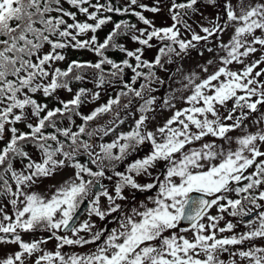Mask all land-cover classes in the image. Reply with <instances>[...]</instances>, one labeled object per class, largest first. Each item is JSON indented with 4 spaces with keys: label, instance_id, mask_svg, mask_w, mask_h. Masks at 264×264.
Segmentation results:
<instances>
[{
    "label": "snow or ice",
    "instance_id": "1",
    "mask_svg": "<svg viewBox=\"0 0 264 264\" xmlns=\"http://www.w3.org/2000/svg\"><path fill=\"white\" fill-rule=\"evenodd\" d=\"M67 3L95 23L77 21L76 13L66 11L61 0H0V140L4 139L6 131L11 134L8 143L0 149V196L9 197L8 203L13 209L10 215L4 206H0V243L19 247V251L0 261V264H56L57 261L59 264H225L219 259V254L229 252L228 246L264 239V210H261L264 209V203H261L264 202V159L258 161V158L264 157V151H261L264 128L255 133L248 132L245 124L254 113L258 115L252 122L255 125L264 124V112L260 111L264 107V80L259 79L264 76V69L255 71L264 63V56L252 63H245L242 59L256 53V45L264 48V3L245 7L241 0L237 14L230 0H226V20L233 22L234 34L227 44L219 45L226 52L220 57L222 66L202 80L194 73L186 76L188 83L184 89H192V94L185 98L189 106L174 111L155 132L147 130L149 116L146 113L154 111L152 106L156 98L150 96L144 99L145 91H154L151 83L159 80L152 69L157 66L164 68L162 58L167 57L165 62L171 63L173 55L180 57L195 48L196 43L207 42L217 36L223 25L218 21L210 22V26L201 25L205 35L196 33L184 16L198 11L195 7L198 0L183 3L173 0L169 11L174 23L165 28H156L152 21L132 6L138 5L153 13L159 12L160 8H149L138 4V0H129V5L124 8L114 7L110 0L105 3L97 0L95 4L92 0H67ZM208 3L215 4L216 0H208ZM89 8L95 11L90 12ZM129 11L150 26L151 31L136 29L134 24L121 20L115 22L112 31L103 42H99L95 33L112 21L110 15L101 13L125 14ZM64 17H69L73 23H68ZM177 24L191 33L190 40L181 38ZM133 30L140 34L133 35L132 39L141 45L152 47L150 41L153 38L162 43L153 62L142 60V48L129 51L117 43L119 36ZM88 32L93 33L89 39L78 38ZM45 45L50 48L48 52H42ZM69 46L90 49L100 59L96 63L73 61L66 70L53 68L54 62L65 59L57 50ZM110 47L134 58L135 66L128 59L120 63L110 59L106 55ZM207 50L213 51L212 48ZM234 62L244 67L232 70L229 66ZM104 65L111 66L112 71L108 75L119 77L123 89L127 91L122 89L115 98L88 115L78 111L83 103L82 97L87 94L84 88L79 89L71 100H60L62 106L53 109H48L46 104L34 98L36 93L51 96L58 89L71 92L70 80L83 79L81 75H71L74 69H96L99 73L97 85L110 83L106 80ZM125 68L134 73L131 83L123 82ZM140 68L149 71H138ZM203 71L208 69L205 67ZM140 77L145 83L137 89L133 85ZM197 80L200 82L197 83ZM159 82L164 83L162 80ZM129 93L144 100L135 126L127 133L119 134L113 142L100 144L98 152L93 151L94 145L81 139L86 133L87 123L99 115L113 112V106H120V97ZM98 97L99 93H94L93 98ZM172 98L170 96L164 101L166 107H175L170 102ZM230 101L232 106L229 108ZM128 106L125 104L124 108ZM73 115L80 116L83 121L77 126L78 131H72L71 127H57V117H66L74 124ZM114 115L115 119L110 124L124 122L118 112ZM32 118L36 119L35 124L31 122ZM21 122L29 131L21 132L15 127ZM47 128L55 131L49 133ZM236 130L244 134L238 137L229 135ZM113 131L115 127L104 126L86 134L91 138L97 133L107 136ZM57 134L64 140H60ZM209 136L223 140L228 147L216 144L215 140L204 142L199 147L193 146ZM49 141L55 142V147ZM27 143L39 150V161L33 160L24 150L23 145ZM146 143L150 145L146 156L129 163L126 171L116 170L118 163ZM233 143L237 145L235 149L231 147ZM81 155L89 158L95 170L78 159ZM16 159L26 161L23 170L14 169L13 161ZM158 164H163V171L154 175L152 170ZM253 166L255 170L246 175ZM66 167L73 168L74 175L59 187L54 186L50 196L28 191L41 179L51 178ZM6 174H10L15 181V190ZM113 176L117 179L110 192L101 183V178L112 180ZM142 176L150 178L151 182L139 183L137 177ZM153 189H156V195L149 198L152 207L141 202L125 212L122 204L117 202L128 199L124 195L126 190L147 192ZM230 194L237 198L232 199ZM102 197L107 202L106 207L101 206ZM85 204L89 219L77 226L78 213ZM213 206L219 213L228 212L232 217H249L255 212L253 219H242L249 230L217 238L218 232H231L236 225L228 222L225 227H218L223 215H211ZM116 213L119 215L113 217ZM92 216L100 220L113 217L118 227L96 229ZM183 221L191 223V240L173 231ZM22 232H48L50 235L47 239L25 242ZM60 232L65 235H59ZM69 232L71 236L67 235ZM53 238L58 242L57 250L54 253L45 252L41 245ZM89 244H97L96 249L85 255L65 258L59 250L66 245L83 247ZM230 255L238 256L242 261L248 260L250 264H264V247H249L248 250L230 252ZM231 264L237 262L233 260Z\"/></svg>",
    "mask_w": 264,
    "mask_h": 264
},
{
    "label": "rangeland",
    "instance_id": "2",
    "mask_svg": "<svg viewBox=\"0 0 264 264\" xmlns=\"http://www.w3.org/2000/svg\"><path fill=\"white\" fill-rule=\"evenodd\" d=\"M100 3H105L106 0H99ZM173 0H138V4H144L147 7H159L160 11L153 13L151 11H147L145 9L140 8L137 6H132V8L135 11L142 12V14L152 21V25H154L156 28H165L170 27L174 23L172 19V14L169 11L171 8ZM92 3H97V0H92ZM225 3L226 0H216L215 4L208 3V0H198V4L195 6L198 11L195 13L188 12V15L184 16V20H186L192 27V29L200 34L205 35L201 31V25L203 26H210V22H217L221 25H223V30L217 35L211 37L207 42L200 41L199 43H196V47L189 49V51L186 54H182L180 57H177L175 55L172 56V62L166 63L167 57H164V68H158L155 67L152 69V71L155 72L156 76L159 77V80L153 81L150 85L151 88L154 89L151 93H148L145 91L144 93V99H148L150 96H153L156 98L155 104L152 106L154 111L146 113V115L149 116V120L146 122L147 124V130L155 132L157 128L162 127L166 121L173 115L174 111L183 109L185 107H188L189 105L185 103V98L192 94V89H184V85L188 83V81L185 79L186 76H190L193 73L196 74L200 80L206 78L209 74L215 72L221 65L220 63V57L225 56L226 52L223 48L219 47L221 43L227 44L231 37L234 34V26L233 22L226 20V11H225ZM230 3L232 6L236 9L237 14H239V8L241 5V0H230ZM256 3H264V0H243V5L245 7L247 6H255ZM120 4L123 6L129 5V0H121ZM87 6V5H85ZM63 8L65 6H62ZM69 10L71 12L76 13V20L79 22H85L88 23H95L92 20H88L87 16L83 13H80L78 9L70 6L68 4ZM89 11H95L93 8H89ZM180 11V10H178ZM104 12L101 13L103 15ZM68 18V17H67ZM68 23H73V21L68 18ZM112 22L107 23L106 25H103L101 29H99L95 35L97 36V39L99 42H101V32L103 29L108 30L111 28ZM136 29H145L147 28L148 31H151V27L148 25L143 24V22H138L135 24ZM177 28L180 29V35L181 38L185 40L191 39V33L187 32L181 24H177ZM140 33L138 31H129L126 35H122L121 37L117 38V43H120L123 45L127 50L129 51H135L137 48L143 49V55L142 60L152 62L155 60L156 56L158 55V49L163 46L161 45V42L157 39L153 38L150 43L153 45L152 47H147L145 45H141L138 42L134 41L132 39L133 35H139ZM259 35V31L256 33ZM93 33L88 32L87 34L78 37L79 39H89ZM258 48V51L254 54H251L245 59V63H252L255 60L260 59L262 56H264V48H262L260 45H256ZM212 48L213 51L209 52L207 49ZM67 49V50H66ZM50 50L49 46H45L42 49V52H48ZM178 50V49H177ZM61 54L65 56V59L63 61H56L52 64L53 68H60L61 70H64L70 62V60H73V58L78 57L82 60L91 61V60H97V56H95L94 52L87 48H74V47H67L65 49L57 50ZM68 54V55H67ZM212 61L211 64L208 62ZM207 68L208 71L204 72L203 69ZM232 70H240L244 67L243 64H237L233 63L229 66ZM261 68H264V63L260 64L255 71L260 70ZM179 69V70H178ZM142 70V69H141ZM143 72L147 73L149 69L145 68L142 70ZM90 76H87V78H84L80 82L85 87L84 89L87 90V94L82 97L83 103L80 105L79 109L81 110L82 115H88L92 111H94L97 107H100L108 102L109 99L115 98L118 94L117 90L119 88H123V83L119 77L114 78L112 82L106 83L103 86L97 85V77L89 78ZM51 79V78H49ZM223 79V77L221 78ZM260 80H264V76L259 77ZM162 80L164 83H160L159 81ZM200 80H197L196 82L199 83ZM145 82V80H144ZM78 84V83H77ZM80 85V84H78ZM81 86V85H80ZM134 86V85H133ZM179 90V91H178ZM94 93H99L98 98H93ZM76 95L75 91L72 90L71 92L65 90V89H58L53 95L45 97L42 93H36L34 95V98L39 103H44L50 108L53 103L59 104L60 100L66 101L71 100ZM173 97L171 99V104L175 105L174 108L166 107L164 105V101L168 99L169 97ZM131 101V103H129ZM144 103V100L140 98H136L132 96L128 99H121L120 106H115V110L111 112V118L106 119L105 123L102 124L101 127L107 126V127H115V131L110 132L107 136H104L103 133H97L96 135L89 138L87 136V132L92 131L93 129H99L97 127H88L86 128V133L81 136V138L84 137L87 139V141L94 145L93 151L98 152L99 151V145L103 143H111L118 137L121 133H127L129 130H131L135 126V121L139 119L141 113L139 112V107ZM128 104V108H124V105ZM229 108L232 106V102L230 101L228 104ZM223 112V109H221ZM261 112H264V107L260 108ZM118 112L119 117L121 120H123V123H119V121L116 122L115 125L110 124V121H113L115 119L114 113ZM30 114V112H29ZM226 115V113H224ZM256 113L252 114L247 121H245V124L247 125V131L255 133L256 131L260 130L261 128H264V124L261 125H255L252 121L257 118ZM59 119V118H58ZM65 121H59L57 122V127H71L72 131L78 129V125H80V120L75 118V115L72 116V120L75 121L74 124L70 123V121L66 118ZM32 123H36V119L32 118ZM228 123H231V121H228ZM26 124L21 122L17 123L15 127H17L19 130H25ZM244 132L241 130H236L233 132H230L229 135L233 137H238L243 135ZM10 132L5 133L4 139L0 140V149L8 143L10 139ZM157 139L159 140L160 137L157 135ZM212 140H215L216 144L218 145H224L225 148L228 147L227 144L224 143L223 140H219L216 138H213L211 136L205 137L203 141L196 142L194 144V147H199L200 144L204 142H210ZM53 147H55V142H51ZM232 149H235L237 145L233 143L231 145ZM26 151L30 154L33 160L39 161L41 159V154L39 150L34 146L31 145L29 148L26 149ZM150 151V145L145 144L143 145L138 151L132 153L129 155L122 163H118L116 170L117 171H126L127 165L131 162H133L135 159L142 158L146 156ZM261 151H264V146H261ZM114 152H118V149H114ZM78 158H80V161L84 163L88 167H92L93 170H95V166L92 165L89 161V158L86 155H81ZM264 158V157H261ZM260 159V158H258ZM259 161V160H258ZM88 162V163H87ZM26 161H21L20 159H16L13 162V167L17 171L23 170L24 164ZM255 170V166L248 169V172L245 173L246 175L249 173H252ZM74 169L71 167H66L62 170H60L56 175H54L51 178H45L38 181L37 184H35L31 189L28 191H34L44 196H50L52 191H54V186L59 187L65 180L69 179L74 175ZM154 175H159L163 171V164H158L155 169L152 170ZM108 175H112L111 172L107 173ZM10 176V174H7ZM87 178V177H86ZM163 179V177H160ZM116 177L113 176L112 180L101 178V183L107 187V189L111 192L113 189V186L116 182ZM137 180L139 183L144 184L147 182H151V179L148 177H137ZM243 183H247V181H244ZM9 184L13 187V190H15V181L11 179L9 180ZM264 187V186H262ZM124 195L128 197L127 200L123 201H117L118 203H121L124 207V211L128 212L129 209L133 206H139L141 202L147 204L148 207H152L150 197H153L156 195V189H153L151 191L147 192H139L134 190H126L124 192ZM232 199H236L237 197L234 194H230ZM211 198V197H210ZM9 197L0 196V206H4L5 211L8 214H12L13 209L11 205L8 203ZM106 200L105 198H101V206L106 207ZM264 203V202H261ZM248 207H251V205H247ZM210 214L213 216L216 215H223V219L219 221L218 227H225L228 222H232L236 225V227L231 232H224V233H217V238L222 237H228L233 234H239L247 232L249 229L245 226V224L242 222L241 217H232L228 214V212L225 213H219L217 208L213 206L211 208ZM142 210V209H141ZM264 210V209H263ZM231 211V209H229ZM119 214H113L114 216H118ZM113 217H109L106 220H100L96 216L91 217V221L95 223L96 229H111L114 227H118V224L113 219ZM2 218V217H0ZM89 219L88 217V210L85 213L84 217L80 220L79 223H82L84 220ZM77 224V226L79 225ZM179 225L178 229L173 230L178 235H184L189 240L193 239V231L192 229L183 230V228ZM107 234V233H106ZM22 239L25 242H31L33 240H40V239H47V237L50 235L48 232H34V233H21ZM59 235H65L64 232H60ZM67 235L71 236V233H67ZM81 235H87L85 233H81ZM165 235H168V233H165ZM57 241L55 238L48 241L47 244L41 245L43 250L45 252H55L57 250ZM100 242H97V244ZM97 244H89L85 245L83 247L81 246H64L62 249H59L61 253L67 258L71 255H85L89 254L93 251H95ZM249 247H264V239H256L255 241L248 243L245 242L243 245H236V246H228L229 252H223L219 254V259L223 260L225 264H231V261L235 260L237 264H250V261L248 260H240L238 256L230 255V252H234L237 250H248ZM19 251V247L16 244L11 243H0V261L5 259L6 257L13 255L15 252ZM43 254L39 253L38 255ZM203 258V257H201ZM56 264H59L57 261Z\"/></svg>",
    "mask_w": 264,
    "mask_h": 264
},
{
    "label": "trees",
    "instance_id": "3",
    "mask_svg": "<svg viewBox=\"0 0 264 264\" xmlns=\"http://www.w3.org/2000/svg\"><path fill=\"white\" fill-rule=\"evenodd\" d=\"M110 2L112 3V5L114 6V7H120V8H124V7H126V6H123L122 4H120V2H121V0H110ZM175 2L176 3H183V2H186V0H175ZM61 3H62V6H65L64 7V9L66 10V11H70L71 12V10H69V8H68V3H67V0H61ZM70 5V4H69ZM71 6V5H70ZM184 11H186V10H184ZM53 15H56V13H53ZM104 16H108V15H110L111 17H112V25H111V28L110 29H108V30H105V29H103L102 30V32H101V35L102 36H100V37H102L101 38V42H103V40L106 38V36L112 31V29H113V27H114V23L115 22H119V21H121V20H125V21H128L130 24H136V23H138V22H141L135 15H133L132 14V11H129L128 13H125V14H116V13H107V12H104V14H103ZM66 20L69 18H67V17H64ZM142 23V22H141ZM122 36V35H121ZM121 36H119V37H121ZM119 39V38H118ZM120 44V43H119ZM161 45H162V43H161ZM46 46V45H45ZM67 50V49H66ZM95 54V53H94ZM68 55V54H67ZM106 55L110 58V59H112V60H114L115 62H117V63H120V62H122L123 60H125V59H128L129 60V63H131L133 66H135V64H136V61H135V59L134 58H130V57H127L126 56V53H124V52H121V51H119L118 49H115V48H112V47H110L108 50H107V52H106ZM95 56H97L96 54H95ZM100 59V57H98L97 56V60H91V61H86V60H82V59H80V58H78V57H74L73 58V60H70V62H68L67 64V66L65 67V68H63L64 70H66L67 68H68V66L73 62V61H78V62H81V63H85V62H91V63H96L98 60ZM164 58H162V63H163V60ZM153 62V61H152ZM104 67V70H105V75H106V80L107 81H111L112 82V80H114V78L113 77H111L110 75H108L111 71H112V69H111V66L110 65H104L103 66ZM158 67V66H157ZM159 68V67H158ZM144 70L145 68H140V69H138V71H141V72H143L142 70ZM145 73V72H144ZM81 75V76H83V79L84 78H87V76H90L89 78H92V77H97L98 76V70H96V69H92V68H84L83 70H80V69H74L73 70V73L71 74V75ZM134 76V73L132 72V70L131 69H129V68H125L124 69V73H123V82H129V83H131V79H132V77ZM83 79H81V80H83ZM81 80H75V79H71L70 80V87H71V89L72 90H74L75 91V93H77L78 91H79V89H81V88H85L84 86H83V84L81 83L82 81ZM81 81V82H80ZM80 84V85H78V84ZM106 83H109V82H106ZM105 83V84H106ZM142 83H145L144 82V78L143 77H140L137 81H136V84H134V86L133 87H135V88H139V86H140V84H142ZM123 88H119L118 90H117V92L119 93L121 90H122ZM124 91H127L126 89H123ZM117 93V94H118ZM133 95L131 94V93H129V95L128 96H126V97H120V101H121V99H128V98H131ZM66 101H68V100H66ZM42 104H44V103H42ZM62 105L59 103V104H55V103H53V105L50 107V108H48V109H53V108H56V107H61ZM113 108H115V106H113ZM115 110V109H114ZM78 111H79V113H81V110L80 109H78ZM43 115V114H42ZM112 116H111V112L110 113H106V114H102V115H99L96 119H94L93 121H89L88 123H87V125H86V128H88V127H92V128H94V127H97V126H99L100 125V127H98V128H101V126H102V124L103 123H105V121H106V119H109V118H111ZM59 118V119H58ZM75 118H77L78 120H80V123L81 124H83V121H82V119H81V117L80 116H76L75 115ZM57 119V122H59V121H65L64 119H66V117H57L56 118ZM80 124V125H81ZM88 126V127H87ZM26 127V126H25ZM61 128V127H60ZM62 128H65V127H62ZM21 132H27V131H29V129H27V127H26V129L25 130H20ZM46 131L47 132H49V133H51V132H54L55 130L54 129H52V128H47L46 129ZM74 131H78V129L77 130H74ZM130 131V130H129ZM58 135V138L60 139V140H64V138L62 137V136H59V134H57ZM82 140H87V139H85V135H84V137L83 138H81ZM51 142H53V141H49V143L51 144ZM6 145V144H5ZM4 145V146H5ZM31 145H33V144H31V143H27V144H24L23 145V147H24V150L26 151V149L27 148H29ZM3 146V147H4ZM2 147V148H3ZM79 160H80V158H78ZM15 161V160H14ZM13 161V162H14ZM88 163V162H87ZM0 171H2V169H0ZM6 178L8 179V180H10V176L9 175H7L6 174Z\"/></svg>",
    "mask_w": 264,
    "mask_h": 264
},
{
    "label": "water",
    "instance_id": "4",
    "mask_svg": "<svg viewBox=\"0 0 264 264\" xmlns=\"http://www.w3.org/2000/svg\"><path fill=\"white\" fill-rule=\"evenodd\" d=\"M208 199H211L210 197H207ZM87 211V204L85 205H82L81 206V210L80 212L78 213V220H77V224L79 223V221L81 220V218L84 216V214L86 213ZM255 214H252V216H249V217H244L243 220H249L251 219V217H253ZM183 228H187V229H190L191 228V223L189 221H183L181 222L180 224Z\"/></svg>",
    "mask_w": 264,
    "mask_h": 264
},
{
    "label": "flooded vegetation",
    "instance_id": "5",
    "mask_svg": "<svg viewBox=\"0 0 264 264\" xmlns=\"http://www.w3.org/2000/svg\"><path fill=\"white\" fill-rule=\"evenodd\" d=\"M261 69H264V68H261ZM259 71V70H258ZM260 159H264V158H260ZM259 160V159H258ZM211 210L212 209H210V212H211ZM261 210H263V209H261ZM253 214H255V212H253ZM255 216V215H254ZM254 216L253 217H251V219H253L254 218ZM250 220V219H249ZM181 226V225H180ZM182 227V226H181ZM183 228V227H182ZM181 228V229H182ZM190 229H192V228H190ZM183 230L185 231V230H187L186 228H183Z\"/></svg>",
    "mask_w": 264,
    "mask_h": 264
}]
</instances>
